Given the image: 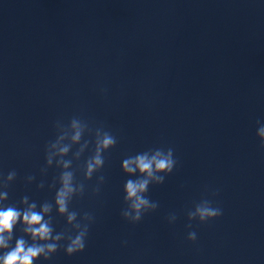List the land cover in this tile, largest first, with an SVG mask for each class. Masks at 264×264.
<instances>
[{"label": "clouds", "instance_id": "9594fccd", "mask_svg": "<svg viewBox=\"0 0 264 264\" xmlns=\"http://www.w3.org/2000/svg\"><path fill=\"white\" fill-rule=\"evenodd\" d=\"M257 123L259 124V121ZM54 126L56 137L45 146V166L41 168V174H46L48 168L55 163V167L60 170L59 175L49 185L50 189L55 188L53 201L46 200L38 206L36 201H30L28 196H23L18 201L21 207H18L17 203H6L9 200V188L16 180L17 173L12 170L6 176L0 174V264H36L41 259L50 260L61 248L66 255L72 256L83 252L86 247V238L94 216L88 212L80 216L70 205L74 198L82 197L85 193V184L76 179L78 169L73 168V161H79L89 147L88 140H84L83 143L81 141L86 132L92 133L93 130L85 120L77 116L72 117L67 124L58 120ZM256 136L261 149H264V125L257 128ZM116 144V136L105 130L102 125L95 128L94 149L79 169L82 171L84 181L91 180L94 175L101 172L105 165L104 154ZM75 145H79L78 149L72 154L71 159H66ZM176 165L177 160L172 147L150 148L123 159L121 164L123 173L129 177H136L127 179L124 184L123 199L126 207L122 209L121 216L125 221L137 224L147 213L154 212L159 207L158 202L148 197L149 187L163 184ZM26 179L31 183L35 177L30 175ZM104 180L103 175L98 176L97 186L93 188L94 194L99 193V185ZM38 187L43 188L44 183L41 182ZM217 191H213L211 195H217ZM54 208L56 215L65 218L68 227L64 231H55L52 215ZM222 214V209L214 206L211 199L202 198L187 211L189 220L187 227H192L191 221L208 223ZM176 220L175 213L168 216L169 224H174ZM18 225L23 235L15 238L13 246L12 241ZM187 239L195 242L196 232L189 231ZM64 241L66 243H62Z\"/></svg>", "mask_w": 264, "mask_h": 264}]
</instances>
